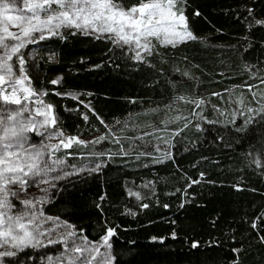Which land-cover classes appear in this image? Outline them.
<instances>
[{
  "label": "trees",
  "instance_id": "1",
  "mask_svg": "<svg viewBox=\"0 0 264 264\" xmlns=\"http://www.w3.org/2000/svg\"><path fill=\"white\" fill-rule=\"evenodd\" d=\"M118 2L129 9L141 0ZM180 6L197 39L173 47L153 38L143 62L107 36L82 33L24 49L31 85L47 93L59 129L106 137L56 151L69 167L89 168L54 181L41 211L91 242L113 229L114 264H264V121L235 99L264 79V24L255 23L264 21V0ZM193 99L205 104L196 108ZM175 116L187 119L164 124ZM153 146H165L170 158L158 163L165 154ZM58 248H27L5 264H39Z\"/></svg>",
  "mask_w": 264,
  "mask_h": 264
},
{
  "label": "snow or ice",
  "instance_id": "2",
  "mask_svg": "<svg viewBox=\"0 0 264 264\" xmlns=\"http://www.w3.org/2000/svg\"><path fill=\"white\" fill-rule=\"evenodd\" d=\"M183 3L184 0H141L139 5L125 9L118 0H0V264H5V258L17 257L18 253L27 248L54 244H62L63 251L55 260L48 256V264H114L110 243L115 234L113 229H108L99 243H93L86 236L77 237L72 225L57 224V228L64 227L65 231L54 239L51 238V233L55 229L43 230L41 222L42 218L45 221L53 219L44 218L43 212L38 208V205L46 203L44 197L21 200L23 209L14 211L15 205L11 198H18V193L12 191V185L18 186L20 191H26L30 183L49 184L52 180L73 174L64 172L63 175L49 177L51 172L65 165V160L55 159L49 162L45 160L46 153L51 156L61 148L88 143L78 137H66L59 129L53 106L42 99L47 93L38 91L31 85L25 66L24 49L53 36L64 39L66 34L82 33L97 39L107 36L117 46H127L134 53L133 58L143 62L145 55H151L154 50L153 38L162 45L173 47L197 39L188 26L184 8L180 6ZM10 11L17 14L10 15ZM255 23L264 24V21L257 20ZM12 28L16 31L10 30ZM71 29L75 31H62ZM51 83L58 84L59 80ZM261 83L264 84V79H261ZM254 87V84L247 85L249 92ZM65 95L78 99L73 93ZM256 95L253 93V99ZM259 95L264 100V90ZM189 102L196 108L205 104L203 99ZM236 103L243 105L244 98L241 97ZM8 105L17 107L10 108ZM84 106L96 115L90 103ZM247 111L254 112L264 121V104L258 109L248 108ZM193 115L197 119H205L201 113L194 112ZM84 119L88 120V116L85 115ZM97 119L104 124L98 115ZM181 119L187 118L175 116L164 121V124ZM231 122L235 123V120ZM250 123L251 117L245 121V126ZM184 127H187V123ZM32 132L38 136L47 134L48 140L59 138V143L42 142L39 146L30 144L28 134ZM175 135H179V132ZM105 139L102 135L91 143H100ZM163 142L168 143L167 140ZM115 143L119 144L120 140L116 139ZM164 158H170L169 154L165 153L163 158H157V162H163ZM101 166L97 164L90 171H97ZM192 183H199V180ZM41 190L47 192V189ZM129 195L141 198L139 193L130 191ZM142 207L147 208L148 205L143 204ZM253 227H256L255 223ZM43 237H48L46 242ZM101 247L105 249L104 252L100 251Z\"/></svg>",
  "mask_w": 264,
  "mask_h": 264
},
{
  "label": "rangeland",
  "instance_id": "3",
  "mask_svg": "<svg viewBox=\"0 0 264 264\" xmlns=\"http://www.w3.org/2000/svg\"><path fill=\"white\" fill-rule=\"evenodd\" d=\"M9 14L10 15H16L17 13L10 11ZM10 30L16 31L15 28H12ZM261 90H264V84L260 85L259 87L253 88L252 89V92H250V97L247 94H239L237 97H235V99L237 101L238 99H240L241 97H243L244 98V104L243 105L238 104V103L237 104L239 106H243V108L245 107L244 108L245 110H247L248 108L254 109L255 107L256 108H260L261 105L264 104V100H261V97L259 95V93H260ZM253 93H256L257 94L256 97H255V99H254L255 102H254L253 106L252 105H246L245 103L250 98L253 99ZM8 107L15 108L17 106H15V105H8ZM165 129H166V127L163 128L162 130H159V129L158 130H155V133H158V135H157L158 138H159V136L163 135L165 133V131H168V130H165ZM52 130L54 131L55 129H52ZM63 133H64V136H66V137H77V136L69 135L66 132H63ZM28 135L30 137L29 143L30 144H35L37 146H39L42 142L43 143H48V144H57V143H59V138H55V139L48 140L46 138L47 137V134H45V136H38L34 132H32V133H29ZM112 135L116 139L119 138V135H117L114 131L112 132ZM145 135H147V133ZM148 135H149V133H148ZM99 137L100 136L85 137V138L78 137V138L80 140H82V141H85V142L90 143L92 141L98 140ZM88 143H86V144H88ZM144 144L146 145L147 142L145 141ZM61 149H65V148H61ZM137 149L139 151H141V150L145 151L146 150L144 148H138V147H137ZM147 149H148V147H147ZM157 149H159V150H157ZM149 150L150 151L156 150L158 153H162V154L167 153V150H166L165 146H161V147L153 146V148H149ZM55 153L56 152H53L51 154V156H49L46 153L45 154V160H48L50 162L51 160L58 159V158H56ZM84 168H87L88 169L89 167H86L85 166V167H83L81 169H84ZM79 170H80V168H78V169L77 168H72V167H69L65 163V165L63 167L57 168V170L55 172H51L49 174V177L63 175L64 172L74 173V172H78ZM37 180H39V178H37ZM54 181H56V180H52L51 183H49V184L30 183L29 186L27 187V190L26 191H20V189L18 188V186L12 185L11 186L12 191H16L18 193V198L17 197H12L11 198L12 203L15 205L14 211H19V210L23 209L24 206L20 203L21 200H24V199H37V198H40V197H44L47 200L48 199V196H49L50 188H51L52 184L54 183ZM41 189H47V192H44ZM41 205L42 204L38 205V208L40 210H41ZM43 217L46 218L47 216L43 215ZM41 222H42V225H43V230L53 229V228L55 229V231L51 233V238H54V239L55 238H58V236L60 235V233H62V232L65 231L64 227L57 228L56 225L57 224L64 225L66 223H64V222H62V221H60V220H58L56 218H53L52 220H46V221L42 218ZM77 237H79V236L77 235ZM42 239H44L45 242H46L47 239H48V237H43ZM100 241L93 242V243H99ZM57 245H59L58 251L56 253H53V254L49 255V256H52L54 260H55V257L56 256H58V255L61 254V252L63 251V247H64L62 244H57ZM100 251L101 252H104L105 249L101 247ZM39 264H48L47 258L43 259V261L40 262Z\"/></svg>",
  "mask_w": 264,
  "mask_h": 264
},
{
  "label": "crops",
  "instance_id": "4",
  "mask_svg": "<svg viewBox=\"0 0 264 264\" xmlns=\"http://www.w3.org/2000/svg\"><path fill=\"white\" fill-rule=\"evenodd\" d=\"M139 5V4H138ZM137 6V5H136Z\"/></svg>",
  "mask_w": 264,
  "mask_h": 264
}]
</instances>
